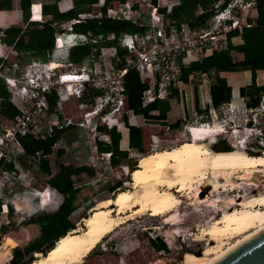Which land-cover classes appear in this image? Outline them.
Segmentation results:
<instances>
[{"label":"built area","instance_id":"2783aa9c","mask_svg":"<svg viewBox=\"0 0 264 264\" xmlns=\"http://www.w3.org/2000/svg\"><path fill=\"white\" fill-rule=\"evenodd\" d=\"M105 1L97 0L94 4L96 10L78 13L55 33L49 60H31L21 68L14 61L11 66L13 70H18V75H6L0 71L9 100L18 109L12 117L0 115L1 225L10 226L9 214L18 213L16 201L9 196L15 195L21 186L30 188L24 193L28 192L32 199L37 198L39 207L43 201H57L58 194L49 185L42 189L32 186V176L18 163L16 157L20 155H26L28 163L30 159L38 160L41 155L46 156L42 149L27 153L21 137L43 140L51 136L54 128L81 127L88 133L93 149L97 151L96 139L105 137L107 129H118L119 124L124 125V116L131 110L127 104L125 81L129 69L134 68L141 81L147 83L141 95L142 106L156 99L169 98L180 82V64L201 59L226 47L230 31L241 32L250 25L244 21V15L257 0H218L201 25L193 21L176 22L165 17L160 8L166 7L169 11L175 2L173 0H113L109 4ZM34 5L37 4L30 7L32 18H35ZM37 6L40 15V5ZM103 17L134 27L133 31L119 37V45L126 51L124 56L117 54L115 46H102L98 53L93 52L81 63L70 61V47L96 43L101 38L89 31L75 32L73 25L87 18ZM113 37L110 33L106 39ZM207 82V76L202 74L199 98L201 108L206 112L201 120L194 118L191 124L216 125L213 137H224L233 148L238 145L247 154L263 152L264 92L254 106L246 104V97L240 98L241 105L230 100L212 106ZM232 97L235 99L237 94L232 93ZM51 98H54L53 104ZM71 104L74 108L68 111ZM100 154L106 158L111 156L110 152ZM8 164L11 168L7 167Z\"/></svg>","mask_w":264,"mask_h":264},{"label":"trees","instance_id":"16d2710c","mask_svg":"<svg viewBox=\"0 0 264 264\" xmlns=\"http://www.w3.org/2000/svg\"><path fill=\"white\" fill-rule=\"evenodd\" d=\"M59 0H53L51 2L52 11V21L61 22L67 21L77 15V12L87 10L89 4L96 2L97 0H74L75 5L65 11L60 12L57 7V2ZM218 0H179V2H174L168 11L166 7L160 8L163 15L170 20L176 22L181 21H193L197 25H201L210 16L213 4ZM225 2L227 0H224ZM31 0H19V6L22 10H27L29 8ZM106 4H109L111 0H106ZM36 5L33 7L35 8ZM255 8L257 17L254 24L250 22V12L251 9ZM246 11L244 15V21L249 23V26L243 28L239 33L236 30L230 31L227 37L226 47L213 51L210 55L203 57L200 60H191L187 64H180V82H188L189 75L194 71L207 72L212 74V81L206 83V89L211 100L212 106H218L221 103L233 100L241 105V97L248 98L246 104L248 106H254L258 103L261 93L264 92V84L256 85L255 83V72L258 69H264V0H257L255 5ZM37 11V10H36ZM35 11V12H36ZM31 13V11H30ZM33 16L38 18L39 15ZM45 22L40 30L30 29L25 30L14 43L13 47L17 51H30L34 52V56L41 58L42 60H49L51 51L46 56V49L50 48L47 44L46 36L53 33V28L51 27V22ZM73 30L75 32H91L93 35H100L101 38L96 43H83L77 44L68 49V59L70 61L81 63L84 59L88 58L90 54L98 53L100 47L102 46H115L117 54L123 57L126 53L125 49L119 45V37L129 31H133L134 27L129 26L127 23L110 18H87L82 22L75 23L73 25ZM112 33L114 37L112 39H106V36ZM28 34L29 40L27 43H23L22 35ZM240 35L242 42L240 44H233L231 38L236 35ZM237 51L243 53L242 63L238 64L233 62L231 52ZM235 69H248L251 71V83L246 86L240 87L239 91L236 93L237 97H232L231 87L227 84L224 77H221L219 73L221 71H229ZM126 81V92H127V104L128 107L132 109L131 113L140 114L151 120H158L160 124L168 126L171 130H176L181 126L182 119H176L173 122L167 123L166 114L170 109L169 101H163L156 99L144 106L141 105V95L143 91L147 88V83L141 81L138 72L131 68L125 75ZM177 88H179L177 86ZM3 97L2 105L6 112L18 113L16 108L9 107L6 103L8 100V95L0 91ZM178 96V91L176 88L173 89V95ZM1 100V98H0ZM51 104L54 103V98H51ZM194 104L195 112H206L201 108L200 99L196 93V88H194ZM156 112V113H153ZM5 113V112H4ZM14 114V115H15ZM127 114L124 116V125L128 128L129 137V147L130 150H122L119 148V140L121 138L120 132L116 130L115 127L106 130V136L96 139V147L99 153L110 152L111 159L114 164L124 165V161L127 160L132 152L143 153L144 152V142L142 131L139 126L128 124ZM120 131H123L124 135L121 139V146L124 148L126 146V132L124 126H118ZM64 130L53 129L51 136L43 138L41 140H35L30 136L21 137V141L27 151L31 153L37 149H42L46 156H40L38 160L30 159V166L37 171L46 172L50 176L47 178V182L50 186L57 189L63 195V201L60 203L56 211L50 214L36 215L30 217L24 221V224L36 223L39 225L40 233L38 236L33 238L31 241L24 245L23 251L27 254L25 259L18 261L16 257L11 258V264H27L34 258V253L42 252L45 253L50 249L56 239L64 235L67 231L75 228V223L70 219L71 214L77 208L76 201L80 191V187L73 186V180L82 175L90 174L94 170L91 168V164L84 162H78L76 166L71 163H59L58 168L55 173H49L46 167V161L49 158L48 154L53 152V145L60 139ZM101 130H104L101 128ZM211 148L214 152L220 153H233L236 150L232 147L231 143L224 137H219L212 143ZM54 152L61 156L62 152L54 149ZM243 152V151H242ZM26 155L17 156L16 159L18 163L22 166L23 160L26 159ZM134 165H137V159ZM128 169V165H125ZM135 166L131 169L133 170ZM11 168V164L7 165ZM130 170V172H131ZM72 176H75L72 179ZM121 187V182L117 181L107 185V189L110 192H115L116 189ZM122 190V189H119ZM118 190V191H119ZM117 191V192H118ZM116 192L113 194L115 196ZM12 196H9L11 198ZM37 200V198H35ZM61 198H57L56 203H51L50 201H44L41 204V209L52 211L59 204ZM98 205H93L95 207ZM90 208V209H91ZM89 209V210H90ZM31 214V212L29 213ZM89 214V212H88ZM87 214V215H88ZM85 215L82 218H85ZM80 218V219H82ZM80 221V220H79ZM4 230V227H2ZM19 245L13 247L14 251L20 250L17 248ZM164 243H160L159 247L163 248ZM88 256V255H87ZM86 256V257H87ZM85 257V258H86Z\"/></svg>","mask_w":264,"mask_h":264},{"label":"bare ground","instance_id":"6f19581e","mask_svg":"<svg viewBox=\"0 0 264 264\" xmlns=\"http://www.w3.org/2000/svg\"><path fill=\"white\" fill-rule=\"evenodd\" d=\"M215 128L216 125L193 126L190 139L140 155L130 172L131 186L116 192L108 206L93 207L82 219V226L60 236L45 253H35L27 264H80L121 224L144 213H175L184 203L183 197L192 198V191L195 200L189 204L195 210L205 206L214 209L220 202L225 207L216 209L217 215L207 227L199 228L198 236L213 243L207 244L188 264L213 259L264 226V191L251 195L230 193L235 188L246 191L253 185L250 179L264 169V151L254 155L244 151L216 153L205 143L207 139L212 141ZM204 185L210 190H200ZM15 208L23 212L16 203ZM24 240V234L19 239L8 234L1 255L7 256L12 247Z\"/></svg>","mask_w":264,"mask_h":264},{"label":"rangeland","instance_id":"374dc122","mask_svg":"<svg viewBox=\"0 0 264 264\" xmlns=\"http://www.w3.org/2000/svg\"><path fill=\"white\" fill-rule=\"evenodd\" d=\"M72 108H74L73 105H69L68 111H72ZM190 124L184 123L178 129H169L166 133L163 128H156L154 133L159 135L158 138L152 136L150 145L144 146V152H132L124 161V165L114 164L111 156L106 158L95 151L91 138L81 127H72V129L66 130L63 133L64 139L55 144V150L59 149L64 155L59 156L53 153V156L48 159L52 167L51 171L55 172L58 164L62 161L71 160L74 163L84 162L91 164V168L94 167L92 173L83 174L74 179V183L80 187L76 203L77 208L70 216L71 221L75 223V227L82 226L79 220L88 214L91 206H108L116 191L131 186L130 170L135 166L134 163L136 159L138 161L140 155L153 149L172 146L184 139H190V130L193 126H197ZM186 125L188 126L186 127ZM218 138L212 137L211 143L208 142V139L205 143L211 147L212 143ZM234 149L242 152L238 145H234ZM256 153L261 154L263 152L257 151ZM22 163L23 169L28 171L29 176H32L30 184L42 189L47 182L48 174L34 170L26 159ZM125 165H128V169ZM26 180L29 179L26 178ZM117 181L121 182V187L116 189L115 192H110L107 185ZM250 182L253 185H250V188L246 191L235 188L230 193L233 195L241 193L242 195L244 192H248L247 195H251L264 191V169L255 172ZM206 187L208 185H204L200 190H204ZM17 190V193L11 199H14L22 207L23 212L10 213L8 216L11 221L10 226L2 225L4 230L0 228V246L4 242L5 248V235L10 234L19 239L20 235H17L15 231L26 225L24 224L25 220L36 215L53 212V210L41 209L38 200L32 199L28 192L24 193L25 190H30L29 187L21 186ZM193 192L190 194L192 198L183 197L184 203L180 206L181 210L179 208L175 213L160 216H150L148 213H144L121 224L105 236L80 264H188L191 258L199 254L207 244L213 243L212 240L202 239L198 235L200 229L207 227L213 217L217 215L215 214L216 209H224L225 207V204L220 202L214 209L205 206L195 210L194 206L189 204L195 200V197L192 196ZM220 196L223 197L224 194H220ZM30 212L31 214H29ZM19 218H22L20 222H18ZM156 226L159 228H156ZM22 230L25 232V229ZM234 239L235 237L231 240ZM27 240L20 243L24 244ZM160 243H164L165 246L160 248ZM17 248L20 250L17 252L13 250L15 248H12L9 257L0 264L6 262L11 264L13 256L18 261L25 259L27 254L21 246Z\"/></svg>","mask_w":264,"mask_h":264},{"label":"crops","instance_id":"0c3cea01","mask_svg":"<svg viewBox=\"0 0 264 264\" xmlns=\"http://www.w3.org/2000/svg\"><path fill=\"white\" fill-rule=\"evenodd\" d=\"M52 1L53 0H31L29 8L27 10H22L19 6V0H0V71L2 73L6 74V75H9V74L18 75L19 74L18 70L17 71L13 70L12 66H11V63L14 61L17 62V64L19 65V68L23 67L24 64H26L27 62H29L31 60L44 61L41 58L34 56V52L32 50H30V51H22V50L17 51L13 47V45L17 41L19 36L25 30H30V29L40 30L42 28V25L45 22L52 21V11H51V5H50ZM111 1H113V0H111ZM173 1H175L176 3L179 2V0H173ZM96 2L89 4V8L87 10H83L80 12L96 10L97 7L94 5ZM31 4L40 5V15H39V12L36 11V9H38L37 5L34 8L35 10L33 11L35 13V15H39V17H40L39 19L31 17V13H30ZM105 4H106V2H105ZM74 5H75L74 0H59L57 2V7H58V10L60 12H65V11L71 9ZM80 12H77V14ZM256 15H257L256 9L252 8L250 15H249L251 24L255 23L256 17H257ZM67 21L65 20V21H61V22H53V21L51 22V27L53 28V33L47 35L46 41H45L47 43L45 45H50L49 49H48V47H46V49L49 50L46 52L47 57H48L49 52L52 51L55 33L60 31L62 29L63 25ZM22 37H23L22 38L23 43H27L29 40L28 34H23ZM231 42L233 44H240L242 42V38L238 34V35L233 36L231 38ZM4 55L7 56V58H5ZM231 55H232L233 62H236L238 64L242 63L241 60L243 59V53L237 52V51H232ZM198 60H200V59H198ZM202 74H205L207 76L209 82L212 81L213 71L210 73L194 71L189 75L188 82H186V83L181 82L178 84L179 88L176 87V90L178 91V96H172L173 95V90H172V94L169 98L160 99L163 101H169L170 109L168 110V112L166 114V120H165V121H167V123L173 122L176 119H182L181 125H183L184 123H192L194 118L201 120L200 118H201V116H203L204 111L203 112H196V114H194V112L196 110L195 104H194V88H196V93H197L198 98H199V84L201 82V75ZM219 75L226 79L227 84L231 87V94L232 93L236 94L239 91L240 87L249 85L252 81L251 80V71L248 69H245V70L235 69V70H229V71H221L219 73ZM255 83H256V85H263L264 84V69L256 70V72H255ZM0 91L3 93H6L9 97V93L7 91V88H6L5 81L1 75H0ZM0 98H1V100H0V115L3 117L14 116L15 113L6 112L3 109V105H2L3 97L1 96V94H0ZM6 103H8L9 107H11L12 109L16 108L11 103L9 98H8ZM131 111H132V109L130 111H128V113H127V119H128L127 122H128V124L136 125V126H139L141 128L144 146L150 145L152 136H157V138H158L159 135L157 133H154V132H156L155 131L156 128H163L165 130V133L167 131H169L168 126L160 124V122L158 120H151L149 118L144 117L143 115L133 114V113H131ZM153 113H156V112H153ZM123 126H124V130L126 132V146L123 148L121 146V143H120L121 139L123 138V135H124L123 131L116 129L117 131L120 132V135H121V138L119 140V148L122 150L123 149L124 150H130L128 128L125 125H123ZM186 126H188V125H186ZM69 129H72V128H68L66 130H69ZM63 133H62L60 139L61 138L64 139ZM60 139L56 142V144L59 143ZM41 141H43V140H41ZM52 149H53V152L51 154H48V157L53 156V153H55L54 152V149H55L54 146ZM62 155H64L63 152H62ZM48 159L46 161V167L48 168V171H50L49 173H55L56 171L55 172L51 171L52 167H51L50 161H48ZM62 163H65V164L71 163V164H73V166L77 165V162L74 163L72 160L71 161H62ZM44 173H46V172H44ZM49 176L50 175L48 174V177ZM74 178H75V176H72V179H74ZM46 184L49 185L48 182H46L45 185ZM73 186L78 187V185H76L74 183V180H73ZM49 187L53 188L50 185H49ZM53 189L58 194L57 198H61L60 202L58 204V206H59L60 203L63 201L64 197L59 191H57V189H55V188H53ZM15 203L17 205H19L17 202H15ZM76 203H77V201H76ZM41 204H40V207H41ZM58 206L53 210V212L56 211ZM95 207H97V206H95ZM98 207H99V205H98ZM53 212H51V213H53ZM82 219L80 220V223H81ZM2 227H4V226H2L0 224V228H2ZM22 229H25V232ZM15 233L17 235H20V237H21V233H22L25 236V240L28 239L24 244H22V243L17 244V245L21 246V248L23 249L24 245L26 243H28L33 238H35L36 236L39 235V233H40L39 225L36 223L26 224L25 226L24 225L21 226L18 231H15ZM6 236L7 235H5L4 239L6 238ZM4 249H5V246H4V242H3L2 245L0 246V263L6 261V259L9 257V255L11 253V249H10L9 254L7 256L1 255V252ZM34 255H35V253H34Z\"/></svg>","mask_w":264,"mask_h":264},{"label":"water","instance_id":"95a60500","mask_svg":"<svg viewBox=\"0 0 264 264\" xmlns=\"http://www.w3.org/2000/svg\"><path fill=\"white\" fill-rule=\"evenodd\" d=\"M209 187L204 189L208 190ZM5 264H9L6 262ZM200 264H264V226Z\"/></svg>","mask_w":264,"mask_h":264}]
</instances>
